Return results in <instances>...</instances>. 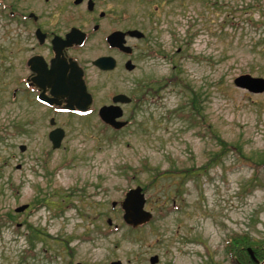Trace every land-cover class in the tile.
<instances>
[{
	"label": "rangeland",
	"instance_id": "374dc122",
	"mask_svg": "<svg viewBox=\"0 0 264 264\" xmlns=\"http://www.w3.org/2000/svg\"><path fill=\"white\" fill-rule=\"evenodd\" d=\"M164 1L169 59L97 88L136 97L131 125L74 117L56 149L43 109L12 98L19 59L0 48V264H233L228 237L264 238V92L233 84L264 78V0ZM136 186L153 217L131 228L118 203Z\"/></svg>",
	"mask_w": 264,
	"mask_h": 264
},
{
	"label": "flooded vegetation",
	"instance_id": "af4514ba",
	"mask_svg": "<svg viewBox=\"0 0 264 264\" xmlns=\"http://www.w3.org/2000/svg\"><path fill=\"white\" fill-rule=\"evenodd\" d=\"M163 3L164 0H0V48L8 53L12 69L18 59L20 67L10 79L12 98L24 95L30 105L40 106L51 128L70 126L74 117L91 116L96 122L93 125L110 127L101 120L100 110L111 105L120 108L116 109L115 119L127 120L125 127L131 125L132 116L126 114L125 106L136 102V97L114 86L100 99L97 88L109 86L113 80L120 84L127 81L133 72H142L143 63L169 59L155 27ZM154 30L156 34L150 33ZM118 74L119 79H115ZM78 77L84 93L74 87ZM141 77L142 73L133 81ZM130 83L134 87L141 84L132 80ZM118 95L130 100L114 103Z\"/></svg>",
	"mask_w": 264,
	"mask_h": 264
},
{
	"label": "water",
	"instance_id": "95a60500",
	"mask_svg": "<svg viewBox=\"0 0 264 264\" xmlns=\"http://www.w3.org/2000/svg\"><path fill=\"white\" fill-rule=\"evenodd\" d=\"M101 61V60H100ZM74 85L80 92L84 93L85 91L83 82L81 78H76ZM234 85L238 88L245 89L251 93H262L264 92V78L263 77H255L251 76L250 74H241L237 76L234 81ZM130 99L125 95H118L113 98L114 102H128ZM116 109L120 110L118 106H105L100 111V116L102 120L113 126L115 129H119L124 126L127 122L126 121H116L115 114ZM120 114V113H118ZM64 136V131L61 128L53 129L49 132V139L52 143V148H58L60 146L61 140ZM20 149L23 151L25 147L22 145ZM145 204V196L142 192V188L137 186L135 188L129 189L124 196V199L121 201L120 206L123 209V220L125 223L132 227H137L141 224L148 222L152 214L151 212L144 209ZM115 205V203H113ZM26 205L20 206L16 208V211H22ZM110 223V219L108 220ZM248 253L255 259L254 254L251 248H247ZM158 257L153 256L150 258V263L153 264L157 262ZM79 264V263H77ZM111 264H121L120 261L112 262Z\"/></svg>",
	"mask_w": 264,
	"mask_h": 264
},
{
	"label": "trees",
	"instance_id": "16d2710c",
	"mask_svg": "<svg viewBox=\"0 0 264 264\" xmlns=\"http://www.w3.org/2000/svg\"><path fill=\"white\" fill-rule=\"evenodd\" d=\"M188 104H192L193 106L196 105L194 99L190 100ZM192 119L196 122L197 117H192ZM247 247L252 248L256 260L250 257L247 252ZM225 249L231 257L233 264H260L264 261V238L255 240L247 236H238L234 240V238L230 236L225 242Z\"/></svg>",
	"mask_w": 264,
	"mask_h": 264
}]
</instances>
